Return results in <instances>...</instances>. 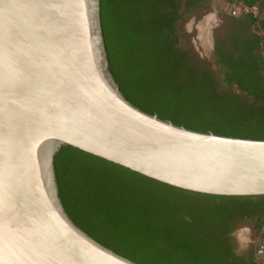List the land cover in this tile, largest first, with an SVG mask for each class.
<instances>
[{
    "label": "water",
    "instance_id": "obj_1",
    "mask_svg": "<svg viewBox=\"0 0 264 264\" xmlns=\"http://www.w3.org/2000/svg\"><path fill=\"white\" fill-rule=\"evenodd\" d=\"M66 146L185 191L264 196V140L190 130L123 96L100 0H0V264H137L65 211Z\"/></svg>",
    "mask_w": 264,
    "mask_h": 264
},
{
    "label": "trees",
    "instance_id": "obj_2",
    "mask_svg": "<svg viewBox=\"0 0 264 264\" xmlns=\"http://www.w3.org/2000/svg\"><path fill=\"white\" fill-rule=\"evenodd\" d=\"M213 0H100L109 70L134 106L187 129L264 140V22L258 0L196 55L181 23ZM226 1V0H225ZM228 1V0H227ZM58 194L90 237L137 264H256L232 232L264 196H214L171 187L66 146L54 157Z\"/></svg>",
    "mask_w": 264,
    "mask_h": 264
},
{
    "label": "rangeland",
    "instance_id": "obj_3",
    "mask_svg": "<svg viewBox=\"0 0 264 264\" xmlns=\"http://www.w3.org/2000/svg\"><path fill=\"white\" fill-rule=\"evenodd\" d=\"M242 11L243 9L236 6L232 0H213L208 9L188 17L181 23L183 42H187L199 57L210 59L213 55L215 35H219L229 22L230 14L238 17ZM252 11L264 22V0H258ZM261 33L264 39V30H261ZM261 54L264 57V47ZM237 238L241 245L248 243L245 231L238 232Z\"/></svg>",
    "mask_w": 264,
    "mask_h": 264
},
{
    "label": "flooded vegetation",
    "instance_id": "obj_4",
    "mask_svg": "<svg viewBox=\"0 0 264 264\" xmlns=\"http://www.w3.org/2000/svg\"><path fill=\"white\" fill-rule=\"evenodd\" d=\"M233 16V13L230 14L229 19ZM239 219L232 232L236 252L241 255L245 253L253 254L256 264H264V202H257L251 205ZM240 231H245L246 239L248 240L245 245H241L238 241L237 234Z\"/></svg>",
    "mask_w": 264,
    "mask_h": 264
}]
</instances>
